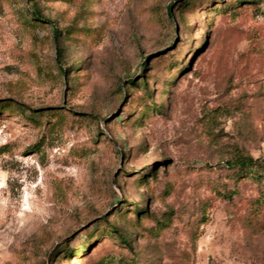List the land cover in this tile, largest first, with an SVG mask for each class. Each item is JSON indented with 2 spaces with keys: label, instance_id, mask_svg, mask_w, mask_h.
<instances>
[{
  "label": "rangeland",
  "instance_id": "374dc122",
  "mask_svg": "<svg viewBox=\"0 0 264 264\" xmlns=\"http://www.w3.org/2000/svg\"><path fill=\"white\" fill-rule=\"evenodd\" d=\"M0 264H264V0H0Z\"/></svg>",
  "mask_w": 264,
  "mask_h": 264
},
{
  "label": "trees",
  "instance_id": "16d2710c",
  "mask_svg": "<svg viewBox=\"0 0 264 264\" xmlns=\"http://www.w3.org/2000/svg\"><path fill=\"white\" fill-rule=\"evenodd\" d=\"M172 8L169 7V10ZM33 16H37V18H39V14L37 12H33ZM49 23V22H48ZM52 33L57 36V31L56 29L52 28ZM61 72H63V70H61ZM142 82H144V80H142ZM129 83L135 85L136 83H134V80L131 79L129 80ZM262 165V162H260L259 160H255L252 157L249 156H237L232 162L229 163V166L234 168V169H238V170H250L253 168H257L260 167ZM119 239H121L124 243V238H122L121 236H119Z\"/></svg>",
  "mask_w": 264,
  "mask_h": 264
}]
</instances>
